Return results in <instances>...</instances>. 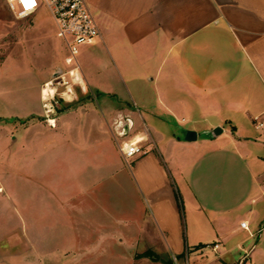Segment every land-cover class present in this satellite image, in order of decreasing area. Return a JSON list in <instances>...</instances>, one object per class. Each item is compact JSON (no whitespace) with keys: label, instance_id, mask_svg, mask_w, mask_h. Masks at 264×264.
Masks as SVG:
<instances>
[{"label":"crops","instance_id":"crops-1","mask_svg":"<svg viewBox=\"0 0 264 264\" xmlns=\"http://www.w3.org/2000/svg\"><path fill=\"white\" fill-rule=\"evenodd\" d=\"M85 3L99 30L82 51L85 85L49 124L41 88L61 70L50 64L0 151V167L13 150L9 159L44 184L28 209L27 240L9 244L6 259L264 264V0ZM134 136L143 154L126 162L119 145Z\"/></svg>","mask_w":264,"mask_h":264},{"label":"rangeland","instance_id":"rangeland-1","mask_svg":"<svg viewBox=\"0 0 264 264\" xmlns=\"http://www.w3.org/2000/svg\"><path fill=\"white\" fill-rule=\"evenodd\" d=\"M32 22L34 29L29 30ZM51 23L52 19L43 6L34 17L19 20L9 11L4 0H0V64L4 62L8 65L14 64V68H17L14 69L11 65L8 68L9 71L4 73L0 71V76L3 75L0 77V151H6L3 148L6 143L5 139L18 121L16 114L17 110H20L22 102L25 101V105L31 103L35 79L43 81L50 78V64L55 68L54 71L59 68L65 69L63 60L67 51L63 42L56 37ZM84 47L80 50L78 62L85 75L84 65L89 60L87 54H82ZM34 64H39L42 70H36ZM105 74L112 78V73ZM64 105L65 102L58 103L59 107L56 109L55 115ZM94 105L99 113L102 111L101 114H103L104 105L98 100L94 101ZM123 106L136 112L137 107L133 104ZM145 122L147 124L149 122L156 123V121L150 120ZM165 122H169L172 129H177L176 123L171 117ZM134 123L138 130L143 129L142 121L137 117ZM11 142L12 138L8 143ZM13 154V150H7L5 161H3L4 165L0 167V256L4 257L0 264H10L6 259L10 258L8 253L11 252V247H8L9 244L18 241L23 245L27 240L28 209L39 203V200L34 199V196L38 197L44 191V184L36 185L30 178V167L27 163L21 161V166H16L9 159V156L12 157Z\"/></svg>","mask_w":264,"mask_h":264},{"label":"built area","instance_id":"built-area-1","mask_svg":"<svg viewBox=\"0 0 264 264\" xmlns=\"http://www.w3.org/2000/svg\"><path fill=\"white\" fill-rule=\"evenodd\" d=\"M4 2L13 16L19 20L34 17L43 6L54 23L56 37L66 48L67 55L63 60L65 69L57 71L41 88L44 116L50 124L59 107L58 103L71 100L76 95V89L85 85L78 56L82 47L95 44L99 38L98 27L85 0H35L31 8L26 7L22 0H4ZM121 129L122 126L118 135L124 137ZM143 143V138L134 136L131 140L123 141L119 145V152L128 162L143 154ZM240 227L248 231L247 223H241ZM250 236L253 237V234ZM212 250L215 252L217 246H214Z\"/></svg>","mask_w":264,"mask_h":264},{"label":"water","instance_id":"water-1","mask_svg":"<svg viewBox=\"0 0 264 264\" xmlns=\"http://www.w3.org/2000/svg\"><path fill=\"white\" fill-rule=\"evenodd\" d=\"M129 128H130V126L128 124H126L123 127V131H122L123 136L127 135ZM221 133H222V130L219 127H216L210 131V134L213 138L219 136ZM184 139L188 142L195 141L196 140V134L192 131H184Z\"/></svg>","mask_w":264,"mask_h":264},{"label":"snow or ice","instance_id":"snow-or-ice-1","mask_svg":"<svg viewBox=\"0 0 264 264\" xmlns=\"http://www.w3.org/2000/svg\"><path fill=\"white\" fill-rule=\"evenodd\" d=\"M26 7L31 8L34 5L35 0H22Z\"/></svg>","mask_w":264,"mask_h":264}]
</instances>
